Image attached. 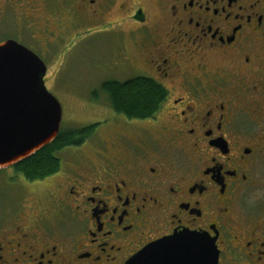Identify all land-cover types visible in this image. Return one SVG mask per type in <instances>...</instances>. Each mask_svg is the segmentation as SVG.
Returning a JSON list of instances; mask_svg holds the SVG:
<instances>
[{
	"label": "flooded vegetation",
	"instance_id": "1",
	"mask_svg": "<svg viewBox=\"0 0 264 264\" xmlns=\"http://www.w3.org/2000/svg\"><path fill=\"white\" fill-rule=\"evenodd\" d=\"M14 19L20 38L1 29ZM0 30L35 49L109 38L124 76L107 82L166 91L151 118L112 108L111 142L65 149L89 144L85 168L0 170L26 181L0 201V264H127L183 233L213 240L218 264H264V0H0Z\"/></svg>",
	"mask_w": 264,
	"mask_h": 264
},
{
	"label": "water",
	"instance_id": "2",
	"mask_svg": "<svg viewBox=\"0 0 264 264\" xmlns=\"http://www.w3.org/2000/svg\"><path fill=\"white\" fill-rule=\"evenodd\" d=\"M48 67L15 40L0 43V170L34 157L60 134L63 109L46 87ZM213 240L183 233L148 246L127 264H218Z\"/></svg>",
	"mask_w": 264,
	"mask_h": 264
},
{
	"label": "rangeland",
	"instance_id": "3",
	"mask_svg": "<svg viewBox=\"0 0 264 264\" xmlns=\"http://www.w3.org/2000/svg\"><path fill=\"white\" fill-rule=\"evenodd\" d=\"M24 27L25 24L14 19L13 22L8 21L1 29L6 28L4 32L8 30V35L10 32L12 36L20 38L22 34L19 32L20 29L28 33ZM5 34L0 30V39ZM112 42L109 38L103 36L88 39L83 35L74 37L73 41L67 40L49 48L40 44L41 46L35 49L26 44L28 49L37 54L48 67L45 83L49 92L61 103L63 109L62 130L99 125L107 119L117 117L103 90L104 83L112 79L110 78L112 74L113 76L116 75V77H113L116 79L124 76L122 72L119 73V47L117 45L108 46ZM105 128L107 127L97 129L91 139V146L102 145L100 142L106 140L110 135L113 136V139L108 141L114 140L113 133H108ZM90 145L88 144L76 153L73 152L75 148L72 149L73 151L65 150L59 156L66 162H75V166L85 168L88 164V158L97 160V156ZM62 170H66L64 162ZM9 176V173L0 172V201L9 192L14 193L17 191L19 186L15 184L25 181V179L19 177L15 181L6 182L5 178ZM12 206L15 208L14 205Z\"/></svg>",
	"mask_w": 264,
	"mask_h": 264
},
{
	"label": "trees",
	"instance_id": "4",
	"mask_svg": "<svg viewBox=\"0 0 264 264\" xmlns=\"http://www.w3.org/2000/svg\"><path fill=\"white\" fill-rule=\"evenodd\" d=\"M103 90L111 107L129 118L147 119L160 109L166 91L160 85L143 78L126 82H107ZM98 125L72 130H61L57 139L34 157L15 166L17 173L27 181L35 182L49 178L62 170L59 154L67 148H77L91 140Z\"/></svg>",
	"mask_w": 264,
	"mask_h": 264
}]
</instances>
